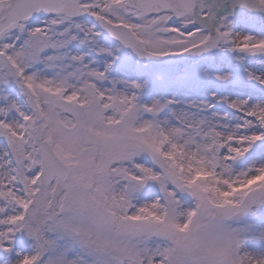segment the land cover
<instances>
[{"label":"snow or ice","instance_id":"6c2138e0","mask_svg":"<svg viewBox=\"0 0 264 264\" xmlns=\"http://www.w3.org/2000/svg\"><path fill=\"white\" fill-rule=\"evenodd\" d=\"M0 264H264V0H0Z\"/></svg>","mask_w":264,"mask_h":264}]
</instances>
